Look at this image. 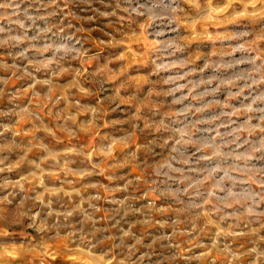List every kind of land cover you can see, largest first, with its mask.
Instances as JSON below:
<instances>
[{"label":"clouds","instance_id":"clouds-1","mask_svg":"<svg viewBox=\"0 0 264 264\" xmlns=\"http://www.w3.org/2000/svg\"><path fill=\"white\" fill-rule=\"evenodd\" d=\"M229 5L217 16L220 6L207 0H0V50L11 58L0 68L19 72L42 101L0 112L32 130L18 140L14 124L0 122V137L11 133L0 143V171L30 165L27 176L0 183V264H51L47 253L58 240L68 245L64 255L81 257L77 264H216V255L222 264H264V0ZM209 17L232 21L214 51L190 45L181 28ZM97 20L125 25L102 43L147 39L134 49L146 60L135 73L127 61L111 64V53L103 60L92 53L91 68L81 63L90 59L91 37L79 21ZM97 93L110 105L132 98L126 128L101 133L104 106L81 99ZM5 94L18 95L0 87ZM44 103L55 105L51 122L39 111ZM96 135L91 148L80 142ZM60 137L72 142L58 148L50 138ZM32 151L40 155L29 160ZM132 166L143 179L125 175ZM53 172L57 183L40 180ZM166 205L172 215L162 214ZM28 229L40 239L3 238ZM205 232L209 239H199Z\"/></svg>","mask_w":264,"mask_h":264},{"label":"rangeland","instance_id":"rangeland-1","mask_svg":"<svg viewBox=\"0 0 264 264\" xmlns=\"http://www.w3.org/2000/svg\"><path fill=\"white\" fill-rule=\"evenodd\" d=\"M99 0H93V3H98ZM209 4L220 6V11L216 13L217 16L225 15L227 14L233 5H229L228 7H224L227 0H207ZM78 7H80L82 10H87L86 4H78ZM82 23L85 27V31L83 33L86 37H91V39H88L85 41L86 45L90 48V59L86 62L82 61V64H86L88 68H91L94 63H96V57L92 55V53H99L100 59L103 60L104 56L109 55L111 53L113 55L112 60L110 61L111 64L117 65L121 63H127L125 64V70L129 72L135 73L137 71V65H144L146 63L145 59L137 58L136 52L134 51L135 48L140 46H147L148 41L146 38L141 39H129L125 44H117V43H102V40L107 39V33L108 32H117L118 30L125 28V25L123 23L121 24H104L101 23L99 20L97 21H79ZM134 23V21L132 22ZM232 23L231 20L229 21H221L216 20L213 21L211 17L208 18V22H193L191 24H183L181 26L182 31L186 33V39L190 45L195 46L196 44H200L202 47L207 46L210 50L214 51L215 49L211 48V44L220 38L219 36V30H222L224 27L230 25ZM213 32H217V35H213ZM190 35H187L189 34ZM127 49V52H125L124 55H120L121 52H124V50ZM146 50L144 53V56L146 57ZM197 58H199L197 56ZM0 59L7 60L8 63H11V58L4 55L3 50H0ZM75 63V62H73ZM143 69L141 68V71ZM69 73H64L61 76H58L56 79L58 80H64L67 79ZM0 77H4L7 81L6 84H0V87L5 89V92H15L18 93L15 97H10L7 94L0 96V112L7 111L8 109H11L14 104H24L28 103L33 106L40 105L42 103L40 97L38 96H31V91L28 87V84L30 81L27 79L21 77V74L19 72H15V70L10 68H0ZM40 88L41 86H37ZM121 88L124 89V91H127L126 88H124L123 85H121ZM139 91V88L136 89ZM82 100L88 101L91 100L92 102H99L102 104L105 108V124L104 127L100 130L101 133L105 131H113L116 132L117 129L126 128L128 126V116L130 114V110H132V98L130 96H124L120 101L118 106L117 105H110L105 102L103 94L97 93L95 96L89 98L87 96L81 97ZM55 108V105L52 107H49L47 103L43 104V107L39 108L40 113L42 116L49 120L51 122L52 117L51 113L53 112ZM0 122L3 123H13L14 129L16 132V138L19 140L21 138H26L29 135L32 134V130L28 128V125L30 121L21 118L19 121H17V118L12 115H0ZM25 129H28L25 131ZM11 133L4 132V137H0V143L3 142L4 138L10 137ZM101 139V135L96 136H87L82 137L81 141L84 143L87 147L91 148L93 147L97 141ZM142 136H138L137 140H142ZM51 143L55 144L58 148H63L66 144L71 143L72 141L69 138L66 137H60L59 139L56 138H50ZM123 148H120L119 151H123ZM4 155H9L8 153H4ZM40 155L37 151H32L29 153L27 159H35ZM93 156V153H89L88 159L91 160ZM9 159L12 161H15L17 159L16 153L13 152ZM30 168V165L27 163V161L17 163L16 166L12 169H5L4 171H0V183H2L5 179H11V180H20L22 177L27 176L28 170ZM123 171V169H121ZM125 175L129 178L140 176L141 179H143V174L140 172V170L132 166L127 169L125 172ZM61 179V175L59 172H53L48 179L45 181L44 177H40L41 181L47 182V183H57ZM93 179L101 181L102 183H110V181H107L106 178L103 175H98L96 177H93ZM82 182V179L77 178L76 183L79 184ZM122 182V181H121ZM36 183V180L34 178H29L26 181V186L28 187V190L31 191V187L33 184ZM39 188V185H37ZM89 189L87 187L84 188V191L87 192ZM136 192H141V187H138L136 189ZM104 195H108L107 193H104ZM158 199V198H157ZM104 207H107V205H104ZM171 206L166 205L164 206L162 214L164 216L172 215V213L168 210ZM101 216L102 222L107 223L106 217L108 215L107 212H101L99 213ZM155 227L149 228L148 231H155ZM264 235V232L261 233ZM35 237L36 239H40V237L32 232L31 229H28L27 232L21 230L14 233H9L5 231L3 233V238L7 239H31ZM199 239L207 240L209 239L207 232L204 233L203 236L199 237ZM232 243L234 245H238L240 247H244L245 245L239 241V240H233ZM264 246V245H262ZM47 247L52 248L53 244L49 243ZM64 247L67 248L68 245L64 240H58L55 242V246L53 249V252L47 253V259L51 261V264H56L57 261H64L65 264H77L78 261L81 260V257L74 256V255H64L60 249ZM202 250V249H197ZM211 255V253H210ZM33 259H38V257H34ZM213 259L216 261V264H222L223 257L216 255L213 256ZM88 264H95L94 261L89 260Z\"/></svg>","mask_w":264,"mask_h":264}]
</instances>
